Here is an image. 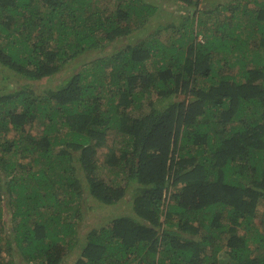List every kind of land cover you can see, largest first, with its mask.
<instances>
[{
	"label": "trees",
	"instance_id": "obj_1",
	"mask_svg": "<svg viewBox=\"0 0 264 264\" xmlns=\"http://www.w3.org/2000/svg\"><path fill=\"white\" fill-rule=\"evenodd\" d=\"M203 1L0 0V264H264V0Z\"/></svg>",
	"mask_w": 264,
	"mask_h": 264
},
{
	"label": "rangeland",
	"instance_id": "obj_2",
	"mask_svg": "<svg viewBox=\"0 0 264 264\" xmlns=\"http://www.w3.org/2000/svg\"><path fill=\"white\" fill-rule=\"evenodd\" d=\"M228 0H208L207 4L210 5L209 8H214L218 3H221V2H226ZM176 5H178L179 7H183V8H187L186 11L184 12H181V13H175V14H171L172 18L174 20H176L178 23H182L183 21H187L190 26H192V31H193V34L194 35H198L199 32V22L196 21V17L199 18V21L201 19H206V18H210L208 16H205V15H202L200 13H196L193 12V10H190L188 7H184V4L183 3H180V2H176ZM204 1L198 6L197 10L199 8H202L203 9H207L208 8V5H207ZM193 7V6H192ZM169 15H160V17H167ZM194 17V21H192L191 19ZM188 18V19H187ZM190 20V21H189ZM212 22V20L209 19V22ZM202 35V33H201ZM201 35L197 37V40L201 42ZM122 42H119L118 46L121 45ZM61 76L58 77V79H60ZM58 79H54L52 81H49V82H44L46 84H49L50 86L51 85H55L57 84V80ZM0 86H1V82H0ZM107 153L105 151V149H102L99 151V154H100V159H103L104 158V154ZM84 213H83V222L80 226V238H83L82 236L85 235L89 229L91 228H98L101 223L104 222V220L109 217L111 218L112 216L118 214V213H127L129 214L131 212V209H130V204H126V205H120V206H110V207H106V206H101L99 204H97L96 201H92L91 203H87V209H84ZM75 251L76 250H73L69 256L65 257L64 259V263L63 264H73L74 263V260H75Z\"/></svg>",
	"mask_w": 264,
	"mask_h": 264
}]
</instances>
